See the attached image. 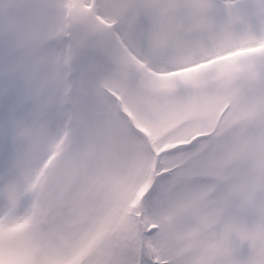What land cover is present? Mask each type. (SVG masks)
I'll return each instance as SVG.
<instances>
[{
    "label": "snow or ice",
    "instance_id": "snow-or-ice-1",
    "mask_svg": "<svg viewBox=\"0 0 264 264\" xmlns=\"http://www.w3.org/2000/svg\"><path fill=\"white\" fill-rule=\"evenodd\" d=\"M0 264H264V0H0Z\"/></svg>",
    "mask_w": 264,
    "mask_h": 264
}]
</instances>
